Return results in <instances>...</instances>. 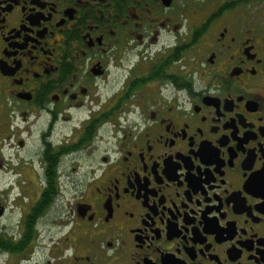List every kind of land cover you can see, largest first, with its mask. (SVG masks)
Masks as SVG:
<instances>
[{
    "label": "flooded vegetation",
    "instance_id": "flooded-vegetation-1",
    "mask_svg": "<svg viewBox=\"0 0 264 264\" xmlns=\"http://www.w3.org/2000/svg\"><path fill=\"white\" fill-rule=\"evenodd\" d=\"M0 264H264V0H0Z\"/></svg>",
    "mask_w": 264,
    "mask_h": 264
}]
</instances>
